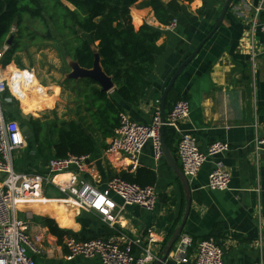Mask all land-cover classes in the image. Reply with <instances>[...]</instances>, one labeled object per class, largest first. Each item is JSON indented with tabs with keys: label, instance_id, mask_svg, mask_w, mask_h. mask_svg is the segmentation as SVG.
Returning <instances> with one entry per match:
<instances>
[{
	"label": "crops",
	"instance_id": "obj_1",
	"mask_svg": "<svg viewBox=\"0 0 264 264\" xmlns=\"http://www.w3.org/2000/svg\"><path fill=\"white\" fill-rule=\"evenodd\" d=\"M130 1L133 2L130 15L135 29L147 23L160 30L162 34L158 44L164 46V51L157 57L149 78L150 86L138 104L123 101L115 93V83L107 92L122 105L131 119L149 123L157 106H161L164 90L175 70L211 32L226 0H176L181 10L174 18V28L170 24L159 23L149 0ZM162 1L168 4L172 0ZM262 22L264 0H234L222 25L170 89L175 95L187 97L191 109L189 115L179 121L178 129L167 126L165 133L166 138L168 135L171 140L175 139L173 146L167 143L181 168L177 148L183 133L195 136L203 150L215 140L230 144L227 152L210 157L197 176L189 178L184 173L191 187V206L183 233L191 235L195 243L207 238L217 241L224 249L225 264H264V243L262 248L258 244L259 232L261 229L264 232V151L258 152L254 145L257 136H264V34L258 27ZM49 41L63 58L65 67H71L69 71L68 68L57 67L56 80L47 73L43 74L37 66H25L23 63V68L15 61L6 65L2 72L11 85V94L7 97L11 99L8 108L16 112L13 118L19 120L21 126L29 125L32 131V118H43L45 115L52 118L54 110L63 117L68 109L74 111L76 108L73 104L75 94L64 83L72 72L74 61L65 63L66 54L61 39ZM13 74H16V86ZM59 77H62L61 80ZM64 90V109L59 112L54 105L63 102L61 95ZM59 91L60 94H57ZM23 112L32 115L30 121L21 118ZM69 117L79 122L73 112L64 118ZM111 138L107 140L108 146ZM96 139L95 151L89 154L91 170L86 174L89 182L103 189L109 180L115 176L122 177L123 173L136 176L139 172L143 177L145 171L154 172L157 207L148 211L138 205H127L116 222L108 224L97 212L69 203L56 188L48 187L43 198L22 206L19 212L21 217H25V210L31 211V231L44 234V252L37 257L40 262L101 264L97 257L69 259L64 240L60 242L50 232L42 221L45 217L55 219L63 229L79 239L107 237L118 232L129 237H144L151 228L158 234L159 241L152 245V251L159 257L172 235L168 236L172 223L182 218L186 201L182 182L165 156L156 159L151 143L142 152L140 166L132 169L129 157L108 153V147L104 148L98 142H101V137ZM26 140V146L16 152L17 170L45 173L49 159L36 155L34 135ZM28 140L33 141V149L29 148ZM217 162H222L231 174L227 190H213L207 186L209 173ZM2 177L0 174V184ZM65 178L58 177L59 180ZM112 195L121 204L120 197ZM193 258L194 253L191 261L184 264H194Z\"/></svg>",
	"mask_w": 264,
	"mask_h": 264
},
{
	"label": "built area",
	"instance_id": "obj_2",
	"mask_svg": "<svg viewBox=\"0 0 264 264\" xmlns=\"http://www.w3.org/2000/svg\"><path fill=\"white\" fill-rule=\"evenodd\" d=\"M176 26V20L170 23ZM258 27L264 34V22ZM8 45L0 49V264H51L40 262L37 257L44 252V234L31 231L32 212L25 210L21 217L20 209L45 196L48 187L53 186L66 201L87 211H95L108 224H114L119 214L127 205H138L148 211H154L158 204V193L155 185H140L121 176L109 180L106 187L99 189L89 182L86 174L90 173L89 154H69L66 157L50 159L45 173L18 171L15 154L23 149L27 140L22 132L19 120L10 118L5 104L11 99L5 95L11 85L3 76L5 67L3 58ZM9 66V65H8ZM17 85L16 74L12 76ZM14 86V87H15ZM16 88V87H15ZM14 91V89L12 88ZM190 103L186 99L177 101L166 114L162 122L161 106H157L149 123L134 121L126 112L119 115V126L115 129L107 152L129 157L132 169L141 163V155L148 143L154 149L156 159L163 154L161 128L171 126L178 129L179 121L187 117ZM254 145L258 152L264 151V136H257ZM230 144L224 140H215L203 150L196 137L189 133L181 134L178 140L177 153L184 173L193 178L197 176L207 160L215 155L227 152ZM59 176H66L59 180ZM231 174L222 162H217L209 173L207 186L213 190H227ZM120 197L118 204L112 197ZM69 259L77 256L99 258L101 264H151L160 259L152 251V245L159 241L158 234L148 229L144 237H129L121 232L110 236H99L79 239L64 236ZM264 232H259L258 244L263 247ZM194 253V264H225L224 249L212 238L201 239L195 243L194 238L182 233L176 241L169 257L176 264L191 261Z\"/></svg>",
	"mask_w": 264,
	"mask_h": 264
},
{
	"label": "trees",
	"instance_id": "obj_3",
	"mask_svg": "<svg viewBox=\"0 0 264 264\" xmlns=\"http://www.w3.org/2000/svg\"><path fill=\"white\" fill-rule=\"evenodd\" d=\"M132 3L130 0H0V49L8 45L3 63L6 66L15 61L25 67L19 56L24 46L22 38L29 34L30 39H34L37 33L32 34L29 30L32 25L41 23L48 28V39H61L66 64L73 60L83 68L92 69L95 52H98L104 72L116 85L115 93L129 104H138L150 86L149 78L164 46L158 44L162 33L157 28L145 23L135 29L130 15ZM149 5L162 25H169L181 10L176 0L168 4L162 0H149ZM11 36L12 42L8 44ZM64 83L75 94L74 111L68 109V113L60 117L54 110L52 118L45 115L32 118L30 122L39 158L50 160L69 154H92L96 137H101V142L98 140L100 146L107 148V140L119 126V115L124 111L122 105L102 90L95 79L66 77ZM9 94L7 90L5 95ZM182 99L187 100V97L175 95L171 90L166 100V114ZM8 103L5 108L8 116L13 118L16 112L8 108ZM69 112H73L79 122L71 117L64 118ZM166 139L173 146L175 139L171 140L168 135ZM28 143L33 149V141L28 140ZM122 177L143 186L154 185L156 180L155 173L150 171H145L143 177L139 172L136 176L123 173ZM180 220L172 223L168 236ZM42 221L60 242L66 235L76 237L51 217Z\"/></svg>",
	"mask_w": 264,
	"mask_h": 264
},
{
	"label": "water",
	"instance_id": "obj_4",
	"mask_svg": "<svg viewBox=\"0 0 264 264\" xmlns=\"http://www.w3.org/2000/svg\"><path fill=\"white\" fill-rule=\"evenodd\" d=\"M234 0H226L225 4L220 12V15L218 17V20L215 24V26L212 28L211 32L206 36L193 50L192 52L185 58L181 64L178 66V68L175 70V73L173 74L170 83L167 85V87L164 90L162 101H161V115H162V122H165L166 119V100L168 93L171 89V87L174 85L176 79L181 76L185 68L189 65V63L196 57V55L200 52L203 45L206 43V41L216 32V30L222 25L224 18L230 9L231 5L233 4ZM13 39V36L10 37L8 44H11ZM68 77L71 78H93L95 79L98 84L101 86L102 90L109 91L114 86L113 79L108 76L100 63V56L98 52H95V63L92 69H86L81 67L76 61L72 62V72L68 74ZM21 118L26 119L28 121L31 120L32 115L21 113ZM22 132L24 136L27 139H30L34 133L29 127V125H23L22 126ZM166 126L163 124L161 128V140H162V148H163V154L165 158L167 159L168 163L172 167V169L176 172L177 176L179 177L180 181L182 182L184 192H185V207L183 210L182 218L180 220V223L176 226L174 229L170 239L167 242V245L165 246L163 252L161 253L160 259L155 261L154 264H176V261L169 257V254L178 240V238L183 233L189 211L191 206V187L189 184L188 178L185 176L184 171L179 166L178 161L173 153V150L169 146L166 140Z\"/></svg>",
	"mask_w": 264,
	"mask_h": 264
},
{
	"label": "rangeland",
	"instance_id": "obj_5",
	"mask_svg": "<svg viewBox=\"0 0 264 264\" xmlns=\"http://www.w3.org/2000/svg\"><path fill=\"white\" fill-rule=\"evenodd\" d=\"M68 5L71 8H74L71 4ZM47 31L48 28L41 23H39L37 26L32 25L29 32H31L32 34L37 33V35L34 39H30L29 34L24 35V37L22 38V45H24V51L20 53V56L25 66H37L40 68V70L42 69L43 74L47 73L46 75H48L51 79L56 80V68H61V66L62 68H64L65 64L63 62V58L55 50V46H51L52 43L50 41L48 42V39L46 37ZM46 42H48V44ZM59 78V80H61L62 77ZM65 93L66 90H64L61 95V101L63 102L58 104L55 103L54 105L59 110V112L64 109V102L66 100ZM57 94H60V91Z\"/></svg>",
	"mask_w": 264,
	"mask_h": 264
}]
</instances>
